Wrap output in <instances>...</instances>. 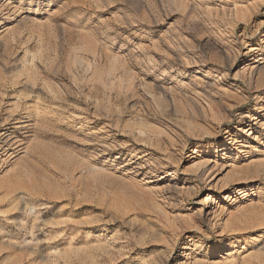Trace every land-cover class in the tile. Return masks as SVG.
I'll return each instance as SVG.
<instances>
[{
	"label": "rangeland",
	"instance_id": "rangeland-1",
	"mask_svg": "<svg viewBox=\"0 0 264 264\" xmlns=\"http://www.w3.org/2000/svg\"><path fill=\"white\" fill-rule=\"evenodd\" d=\"M262 123L264 0H0V264H264Z\"/></svg>",
	"mask_w": 264,
	"mask_h": 264
},
{
	"label": "bare ground",
	"instance_id": "bare-ground-1",
	"mask_svg": "<svg viewBox=\"0 0 264 264\" xmlns=\"http://www.w3.org/2000/svg\"><path fill=\"white\" fill-rule=\"evenodd\" d=\"M203 2H206V0H200V3H203ZM206 5H207V4H206ZM228 45H231V44L228 43ZM230 47H231V46H230ZM129 70H130V69H129ZM252 71H253V67L251 68V72H252ZM130 72L133 73L134 71H130ZM130 72H128V70H127L128 75H130ZM131 75H132V74H131ZM258 83H261V78L258 79ZM146 85H147V84H146ZM150 95H151L152 97L154 96L153 93H151ZM56 96H57V95H56ZM154 97H155V96H154ZM262 126L264 127V123H262ZM27 150H28V149H27ZM206 162H207V161H205V162H204V161H203V162H197V163H194V165L202 168L204 165L206 166ZM107 245H108V244H107ZM196 262H198V260H196ZM196 262H195V263H196ZM192 264H193V263H192Z\"/></svg>",
	"mask_w": 264,
	"mask_h": 264
}]
</instances>
